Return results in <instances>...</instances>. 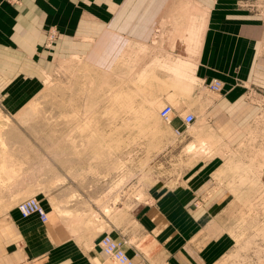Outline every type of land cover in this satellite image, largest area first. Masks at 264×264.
<instances>
[{
  "label": "crops",
  "instance_id": "crops-1",
  "mask_svg": "<svg viewBox=\"0 0 264 264\" xmlns=\"http://www.w3.org/2000/svg\"><path fill=\"white\" fill-rule=\"evenodd\" d=\"M51 27L58 45L87 40L88 56H102L103 66L116 57L135 70L150 67L154 87L165 88L158 100L173 108L170 131L182 132L166 152L199 156L169 166L143 204L113 209L93 194L69 199L62 186L39 199L48 223L10 210L0 264H111L98 246L104 234L126 240L136 264H218L237 228L223 217L239 215L236 200L264 170V0H23L18 8L0 0V56H48L43 30ZM213 80L222 84L216 94ZM187 114L194 121L185 127ZM192 142L196 149L185 152Z\"/></svg>",
  "mask_w": 264,
  "mask_h": 264
},
{
  "label": "rangeland",
  "instance_id": "rangeland-1",
  "mask_svg": "<svg viewBox=\"0 0 264 264\" xmlns=\"http://www.w3.org/2000/svg\"><path fill=\"white\" fill-rule=\"evenodd\" d=\"M167 23L154 31L153 45ZM43 34L48 56H23L21 49L9 60L0 56V226L19 202L34 197L42 206L40 197L62 186L69 199L93 194L97 204L109 198L113 209L148 202L152 188L171 175L169 166L199 156L166 152L182 132L158 117L165 88L156 87L150 67L135 70L116 57L112 65L104 58L103 66L102 56H88L84 38L58 45L52 27ZM95 44V54L102 53V42ZM254 181L235 202L239 215L223 217L224 226L237 228L218 264H264V170Z\"/></svg>",
  "mask_w": 264,
  "mask_h": 264
},
{
  "label": "built area",
  "instance_id": "built-area-1",
  "mask_svg": "<svg viewBox=\"0 0 264 264\" xmlns=\"http://www.w3.org/2000/svg\"><path fill=\"white\" fill-rule=\"evenodd\" d=\"M8 4L20 5L22 0H6ZM221 82L218 80H213L208 85V90L211 93H218L221 90ZM173 116V108L170 104H164L158 111V117L166 124H170ZM194 118L191 114H187L183 117L184 126L192 124ZM178 134L179 131L175 130ZM21 217L25 218L30 215H37L40 222L46 223L48 220V215L44 208L39 204V202L34 198H28L19 202L16 206ZM127 241L124 239L115 240L110 235L104 234L98 240V246L101 251L107 256V258L113 264H136L132 258H130L124 250V246Z\"/></svg>",
  "mask_w": 264,
  "mask_h": 264
},
{
  "label": "bare ground",
  "instance_id": "bare-ground-1",
  "mask_svg": "<svg viewBox=\"0 0 264 264\" xmlns=\"http://www.w3.org/2000/svg\"><path fill=\"white\" fill-rule=\"evenodd\" d=\"M182 61H183V60H182ZM162 63H163V62H162ZM179 65H180V64H179ZM180 66H181V65H180ZM174 69H175V68H174ZM174 69H173V72L176 71V70H174ZM142 71H143V70H142ZM144 72H145V71H144ZM173 72H172V73H173ZM176 72H177V71H176ZM173 76H175V72H174ZM173 76H172V77H173ZM176 76H177V75H176ZM178 76H179V75H178ZM180 76H181V75H180ZM191 77H193V76H191ZM147 78H148V77H147ZM152 78H153V77H152ZM188 80H190V82L192 81L191 79H188ZM178 81H179V79H178ZM144 82H145V81H144ZM146 82H147V81H146ZM184 84H185V83H184ZM180 85H181V84H180ZM185 86H186V85H185ZM136 88H137V87H136ZM184 88H185V89H184ZM184 88H183L184 90H186V89H187V90H190V89H188L189 87H187V88L184 87ZM177 89H178V88H177ZM180 89H181V88H180ZM180 89H179V90H180ZM187 90H186V91H187ZM182 91H183V90H182ZM136 92H137V90H136ZM120 93H121V92H119V94H117V95H120ZM138 93H139V92H138ZM171 94H172V93H171ZM141 95H142V94H141ZM143 96H144V95H143ZM143 96H142V97H143ZM119 97H120V96H119ZM121 97H122V96H121ZM131 101H132V100H131ZM146 101H147V100H146ZM178 101H179V100H178ZM147 102H150V100L147 101ZM120 103H121V102H120ZM151 104H152V103H151ZM154 104H155V103H154ZM131 105H133V104H131ZM147 105H148V104H147ZM134 107H135V106H134ZM149 107H150V106H149ZM152 109H153V107H152ZM131 110H132V109H131ZM134 110H135V108H134ZM136 110H137V108H136ZM139 110H140V109H139ZM149 111H150V110H149ZM151 111L153 112V110H151ZM151 111H150V112H151ZM129 112H130V111H129ZM137 112H138V111H137ZM144 112H145V111H144ZM152 112H151V113H152ZM154 112H156V111H154ZM138 113H139V112H138ZM132 114H135V113L133 112ZM139 114H140V113H139ZM153 114H154V113H153ZM126 115H127V114H126ZM140 115L142 116V114H140ZM154 115H155V114H154ZM131 116H132V115H131ZM138 116H139V115H138ZM143 116H144V114H143ZM133 118H134V117H133ZM143 118H144V117H143ZM147 118H148V117H147ZM156 118H157V117H156ZM134 119H135V118H134ZM159 119H160V118H159ZM129 120H131V119H129ZM144 120H145V119H144ZM157 120H158V119H157ZM172 120H173V119H172ZM126 121H127V120H126ZM126 121H125V122H126ZM143 123H144V122H143ZM94 124H95V123H94ZM165 124H166V123H165ZM170 124H171V122H170ZM170 124H167L169 130H171V128H170ZM157 126H159V125H157ZM163 126H164V125H163ZM158 129H160V128H158ZM95 130H96V129H95ZM198 144H199V145H198L197 147H199V146L201 145L202 148H203V147H204L203 145L205 144V142H204V140L202 139V140H199V141H198ZM206 145H207V144H206ZM206 145H205V146H206ZM186 147H187V149L185 148V149H186L185 152H187V150H188V151H192V150H195V149H196V148H195V147H196V146H195V143H193V142L190 143L189 146L187 145ZM194 148H195V149H194ZM200 148H201V147H200ZM196 151L198 152L199 150H196ZM203 151H205V150H203ZM2 165H4V164H2ZM103 210H104V209H103ZM103 210H102V211H103ZM105 210H106V209H105ZM105 210H104V211H105ZM55 211H56V210H55ZM60 211H61V210H59V211L57 210V212H59V215H60ZM63 211H65V210H63ZM65 213H66V214H65ZM105 213L107 214L106 211H105ZM63 214H65L66 216L68 215L67 212H63ZM61 215H62V214H61ZM61 215H60V216H61ZM63 216H64V215H63ZM96 228H97V227H96ZM105 258H106V257H105ZM106 259H107V258H106ZM112 264H113V263H112Z\"/></svg>",
  "mask_w": 264,
  "mask_h": 264
}]
</instances>
